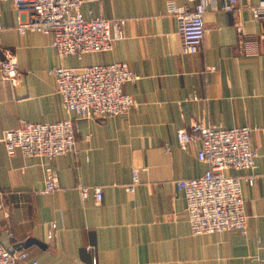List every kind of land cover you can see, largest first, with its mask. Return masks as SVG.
<instances>
[{"label": "crops", "instance_id": "0c3cea01", "mask_svg": "<svg viewBox=\"0 0 264 264\" xmlns=\"http://www.w3.org/2000/svg\"><path fill=\"white\" fill-rule=\"evenodd\" d=\"M238 0L233 10L210 7L197 52L182 51L177 19L168 5L188 0H94L78 13L124 17V36L109 50L78 57L59 55L50 36L21 34L13 0H0V61L3 48L18 62V84L0 72V240L26 250L37 264H259L264 250V20ZM191 7V5H190ZM126 61L136 78L123 90L136 104L106 119L74 118V149L52 160L59 187L41 192L43 156L6 151V129L24 121L54 122L68 116L56 78L64 65ZM214 66V69H210ZM193 120L211 126L251 125L257 167L230 169L241 181L246 232L193 234L186 198L175 180L203 174L199 140L180 146L176 129ZM134 168L140 182L125 189ZM254 176L250 180L249 176ZM91 189L82 198L80 186ZM55 224V226H53ZM49 234L51 236H49ZM93 246L94 249H88Z\"/></svg>", "mask_w": 264, "mask_h": 264}, {"label": "built area", "instance_id": "2783aa9c", "mask_svg": "<svg viewBox=\"0 0 264 264\" xmlns=\"http://www.w3.org/2000/svg\"><path fill=\"white\" fill-rule=\"evenodd\" d=\"M90 1L94 0H13L19 12H26L18 17L16 28L21 34L40 31L49 35L50 44L59 55L72 53L80 58L85 53L109 50L124 36L126 18L92 12L86 16L79 14V6ZM237 2L188 0L187 5L181 6L170 3L168 11L177 19L182 51L193 53L201 47L205 35V13L210 7L233 10ZM250 9L253 18L264 20V0ZM3 54L1 76L16 85L20 70L15 52L3 48ZM50 72L56 78L57 91L63 98L68 116L54 122L24 121L18 127L6 129L1 138L9 154L20 150L25 156H43L48 160L40 189L44 193L59 187L52 160L74 149L77 140L74 118L103 120L124 113L136 104L135 98L123 90L127 81L136 78L126 61L88 64L80 69L59 65L51 68ZM256 129L251 125L217 127L198 120L176 129L177 140L183 148L195 140L201 142L197 157L208 164L200 176L175 180L177 188L185 194L187 218L193 234L233 229L246 232L248 214L240 177L230 169H256L257 153L252 144V133ZM142 169L145 168L133 169L132 180L125 185L126 190H134L140 182ZM248 178L252 180L254 176ZM79 188L82 198H87L92 189L95 200H102L101 186L81 185ZM259 240L264 250V234ZM87 247L94 249L93 246ZM0 264H37V260L31 258L26 250H11L0 240ZM259 264H264V254Z\"/></svg>", "mask_w": 264, "mask_h": 264}]
</instances>
